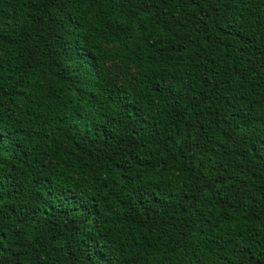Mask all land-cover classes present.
<instances>
[{"label": "trees", "instance_id": "trees-1", "mask_svg": "<svg viewBox=\"0 0 264 264\" xmlns=\"http://www.w3.org/2000/svg\"><path fill=\"white\" fill-rule=\"evenodd\" d=\"M0 264H264V0H0Z\"/></svg>", "mask_w": 264, "mask_h": 264}]
</instances>
